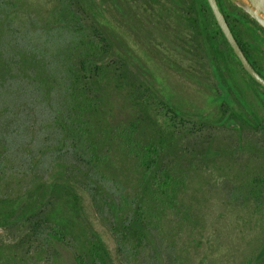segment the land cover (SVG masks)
<instances>
[{
  "label": "rangeland",
  "instance_id": "374dc122",
  "mask_svg": "<svg viewBox=\"0 0 264 264\" xmlns=\"http://www.w3.org/2000/svg\"><path fill=\"white\" fill-rule=\"evenodd\" d=\"M11 1L18 21L31 17L41 25L57 4V0ZM94 1L99 20L120 35L117 52L123 55L130 48L131 60L150 80H141L150 90L149 101L142 106L137 102L139 82L131 74L134 69L126 73L124 82L108 75L107 101L99 121L108 131L142 119L147 137L163 135V160L185 179L179 204L151 217L142 247L119 252L110 227L116 221L113 196L106 191L93 197L94 179L83 176L86 190L80 192L86 212L73 215L72 235L65 243L52 246L28 236L30 228L22 223H2L0 264H75L76 253L92 236V228L102 235L116 264H264V182L259 199L249 194L251 181L264 177V128L237 117L226 122L218 112L212 116L214 89L225 92L218 86L217 70L234 80L226 104L244 110L245 101L260 122H264V105L259 92L264 94V90L249 78L220 35L215 40L223 57L218 60L220 68H214L206 32L218 29L206 5L205 18H201L195 11L189 12L194 0ZM195 16L199 22L193 21ZM49 42L50 50L58 43L52 38ZM41 51L49 56L45 46ZM118 57L113 61L120 68ZM0 103L1 110L5 105L11 109L0 116V122L13 132H5L9 148L0 151V211L7 212L21 197H26L24 205H36L44 180L57 169L54 163L67 164L71 154L57 150L51 106L43 103L40 93L27 95L8 87ZM180 104L178 114L169 109ZM3 130L0 126V132ZM115 150L113 163L105 172L120 194L132 196L138 174L133 161ZM67 165L68 173H75L69 162ZM120 194L114 197L120 200ZM22 212L23 208L17 215Z\"/></svg>",
  "mask_w": 264,
  "mask_h": 264
},
{
  "label": "trees",
  "instance_id": "16d2710c",
  "mask_svg": "<svg viewBox=\"0 0 264 264\" xmlns=\"http://www.w3.org/2000/svg\"><path fill=\"white\" fill-rule=\"evenodd\" d=\"M11 2L0 1V102L8 87L23 90L27 95L40 93L43 103L51 106L52 122L57 135L56 148L60 151L67 150L71 154L70 160L66 161L76 171L68 173V162L54 163L57 169L52 177L44 180L43 193L37 199V204L27 206L24 205L26 197L17 199L7 212L0 211V224L22 223L30 228L28 236L31 238H42L52 246L64 244L67 237L72 235L73 215L84 216L86 212L80 192V189H86L81 177L92 175L95 184L93 197L106 191L113 196L111 207L116 221L110 227L114 232L118 251L133 252L144 245L145 231L151 225L152 218L161 211L177 207V198L185 185V179L176 175L172 165L163 160L165 146L160 132L147 137L141 125L142 119L108 131L102 128L99 121L107 101L105 82L108 75L124 82L126 73L134 69L131 74L139 82L136 87L137 102L143 106L144 102L149 101L147 92L150 91L148 84L141 81L145 77L150 81L144 73L146 71L131 60L130 48L126 50L127 54L117 52L120 35L111 25L99 20L94 0H57L43 25L39 24L38 19L31 17L18 21V16L14 14L15 6ZM218 3L239 43H242L243 37L250 42L251 48L259 57L263 74L264 39L256 47L252 44L255 37L253 26L249 22L252 18L231 0H218ZM193 4L189 12L195 11L197 17L205 18L206 5L218 29V32L212 31L210 34L204 31L206 37L210 35L212 46L209 52L212 54L210 57L214 68H220L218 60L221 61L223 57L216 46L219 35L240 64L222 34L208 1L194 0ZM197 17H193V21L199 22ZM51 38L58 42L52 50L47 47ZM42 39L43 43L40 42ZM43 46L48 50L49 56L41 51ZM116 55L120 59V68L113 61ZM217 71L218 86L221 84L225 92L219 93L214 89L212 116L218 112L226 122L237 117L264 128V122H260L256 113L242 98L244 110H237L226 104L230 93L234 91V80ZM246 74L249 76L247 72ZM150 75L154 76L152 73ZM249 78L264 90L262 85L252 77ZM259 96L264 105V94L259 92ZM161 103L165 105L163 100ZM182 106L172 105L169 109L178 114ZM10 112L8 105L2 110L0 108L2 118ZM166 120L173 130L170 119ZM0 126L5 130L0 132L2 151L3 147L9 148L7 135L13 132H10L9 125L0 122ZM116 148L124 157L133 161L138 174L132 196L124 192L120 194V189H116L105 172L113 163ZM263 182L264 177L252 180L249 194L259 199ZM117 194H120V200L114 197ZM21 208L23 212L17 215ZM92 232V236L88 237L79 253H76L75 264H116L102 235L95 228H92Z\"/></svg>",
  "mask_w": 264,
  "mask_h": 264
},
{
  "label": "water",
  "instance_id": "95a60500",
  "mask_svg": "<svg viewBox=\"0 0 264 264\" xmlns=\"http://www.w3.org/2000/svg\"><path fill=\"white\" fill-rule=\"evenodd\" d=\"M212 9L213 15L225 35L229 45L233 49L235 55L239 59L242 66L249 74L264 87V77L249 62L247 56L241 49L237 39L235 38L228 21L221 11L218 0H207ZM235 5L245 11L251 18L264 28V0H231Z\"/></svg>",
  "mask_w": 264,
  "mask_h": 264
},
{
  "label": "flooded vegetation",
  "instance_id": "af4514ba",
  "mask_svg": "<svg viewBox=\"0 0 264 264\" xmlns=\"http://www.w3.org/2000/svg\"><path fill=\"white\" fill-rule=\"evenodd\" d=\"M220 6V5H219ZM211 8V7H210ZM240 8V7H239ZM221 9V7H220ZM212 10V9H211ZM222 11V9H221ZM223 12V11H222ZM213 13V12H212ZM226 19H227V16L226 14L224 13ZM215 17V16H214ZM216 19V18H215ZM253 19V18H252ZM252 19H249V22L252 24V30L254 31L255 33V37L253 38V45L258 46V43L262 40V38L264 39V29L257 26L256 23L252 20ZM229 24V23H228ZM230 26V25H229ZM221 29V28H220ZM232 30V29H231ZM222 31V30H221ZM233 32V31H232ZM220 34V33H219ZM223 34V32H222ZM234 34V33H233ZM224 35V34H223ZM225 37V35H224ZM226 38V37H225ZM227 40V39H226ZM252 40V38H251ZM237 42L239 43V41L237 40ZM240 47L241 49L243 50L244 54L247 56L249 62L252 64V66L257 70V72H259V74H261V76L264 77V71H263V74L261 73V69H260V66H259V57L256 56V53L255 51L251 48V45H250V42L245 39L244 37L242 38V43L240 44ZM233 50V49H232ZM242 69L247 72V70H245V68L242 66V64L240 63ZM249 74V72H247ZM250 77H252L250 74H249ZM253 78V77H252ZM254 79V78H253ZM255 80V79H254ZM256 81V80H255ZM257 82V81H256Z\"/></svg>",
  "mask_w": 264,
  "mask_h": 264
}]
</instances>
